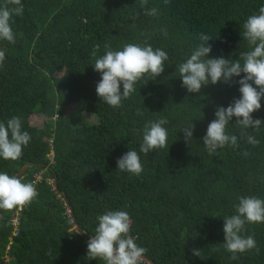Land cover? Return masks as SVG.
I'll return each instance as SVG.
<instances>
[{"label": "trees", "instance_id": "16d2710c", "mask_svg": "<svg viewBox=\"0 0 264 264\" xmlns=\"http://www.w3.org/2000/svg\"><path fill=\"white\" fill-rule=\"evenodd\" d=\"M21 3L22 15L12 17L15 43L0 40L6 49L0 122L19 117L31 140L18 160L0 158V172L17 175L31 163L23 181L41 172L44 179L18 227L12 224L18 206L0 209V264H105L87 257V241L97 217L115 210L129 213L130 235L149 260L142 264H264V223L246 224L242 233L254 236L259 254L254 249L233 260L223 247V219L236 214L239 198L264 199V124L245 130L233 117L227 132L237 136L239 147L212 155L202 139L216 108L240 97L243 74L188 93L176 67L201 43L200 34L212 38L209 58L239 59L252 48L243 24L264 0H147L143 7L141 0ZM153 7L157 15H146ZM127 43L160 48L171 62L154 80L146 75L138 81L136 91L113 108L96 93L101 74L91 53L96 45L98 57L105 45L121 50ZM252 116L264 123V98ZM32 117L43 118L42 126L32 125ZM161 118L168 120V147L145 155L143 127ZM190 124L193 137L186 143L181 131ZM242 131L259 143L248 144ZM129 150L140 155L139 176L117 169Z\"/></svg>", "mask_w": 264, "mask_h": 264}, {"label": "clouds", "instance_id": "9594fccd", "mask_svg": "<svg viewBox=\"0 0 264 264\" xmlns=\"http://www.w3.org/2000/svg\"><path fill=\"white\" fill-rule=\"evenodd\" d=\"M167 3L168 0H165ZM147 0H141L145 6ZM157 8L145 12L156 16ZM21 0H4L0 6V40L15 43V33L12 28V17L22 15ZM243 37L252 48L241 53L236 60L221 57L209 58L212 47L208 35L200 34L201 43L192 51L189 58L177 67L182 80V86L188 93H200L209 83L216 85L223 82L230 84L234 77L239 79L240 97L234 99L225 107H217L215 119L202 138L203 145L210 155L225 146L239 147L237 136L227 132V126L233 117L241 129L259 130L264 123L253 119L252 114L261 109V99L264 98V6L258 14L249 16L243 24ZM167 33L165 32V35ZM100 46L96 45L91 55L95 57L94 70L101 74L96 85L98 97L107 105L118 108L124 99H128L135 91V84L146 75L154 80L165 71V62L170 61L167 52L160 48L154 49L147 43H127L121 50H112L105 45L103 55L97 57ZM6 49H0V66L5 59ZM243 61V63H241ZM149 80V81H150ZM121 85L123 91L121 92ZM255 85V86H253ZM167 119L149 121L143 127V142L140 152L147 155L158 148L168 147V130L164 127ZM185 142H191L194 125L182 129ZM241 138L250 145L259 141L245 131ZM31 136L22 130L19 117L13 116L6 123L0 122V158L3 160H18L23 155V149L30 142ZM248 153L246 152L245 155ZM117 169L139 176L143 172L140 155L135 150L127 151L117 160ZM33 183H26L17 175L0 172V209L11 210L17 206L30 203L37 196ZM236 214L224 217L223 232L225 242L223 247L232 253L231 259L236 260L237 254L256 250V241L252 235H242L246 224L264 223V199L256 196H242L235 206ZM98 226L95 234L87 241V257L100 259L105 264H142L146 249L136 243V238L130 235L131 219L129 213L123 210L107 211L97 217ZM83 234V233H81ZM194 256L201 257L202 251L193 249Z\"/></svg>", "mask_w": 264, "mask_h": 264}, {"label": "built area", "instance_id": "2783aa9c", "mask_svg": "<svg viewBox=\"0 0 264 264\" xmlns=\"http://www.w3.org/2000/svg\"><path fill=\"white\" fill-rule=\"evenodd\" d=\"M43 174H44V172L34 174V176L32 177V179H31V181H30V183H33V184L35 185L36 190H37L38 185L41 184L42 180L44 179ZM51 185H53L54 188L56 189L54 183L51 184ZM37 193H38V190H37ZM37 195H38V194H37ZM35 198H36V197H35ZM34 200H35V199H33L32 201H34ZM32 201H31V202H32ZM31 202H30V203H31ZM30 203L25 204V205H22V206H18V207H17V210L15 211V214H14V216H13V223H12L13 226L18 227V226L20 225V215H21V212H22V211H23V210H24V209H25ZM69 213H70V211H69ZM70 214H71V213H70ZM70 223L73 224V221H70ZM74 226H75V225H74ZM142 262H146V259L144 258V260H143Z\"/></svg>", "mask_w": 264, "mask_h": 264}, {"label": "rangeland", "instance_id": "374dc122", "mask_svg": "<svg viewBox=\"0 0 264 264\" xmlns=\"http://www.w3.org/2000/svg\"><path fill=\"white\" fill-rule=\"evenodd\" d=\"M74 111V109H67L66 110V112L68 113V114H77V109H75V112H73ZM73 114V115H74ZM84 115L82 114V117H83ZM84 119L86 118V119H89V120H91V116H84L83 117ZM93 121H95V119L93 120ZM30 123L32 124V125H34V126H42V124H43V118H41V117H32L31 118V120H30Z\"/></svg>", "mask_w": 264, "mask_h": 264}, {"label": "water", "instance_id": "95a60500", "mask_svg": "<svg viewBox=\"0 0 264 264\" xmlns=\"http://www.w3.org/2000/svg\"><path fill=\"white\" fill-rule=\"evenodd\" d=\"M30 166H31V163H27V165L21 169V171L17 174V176L23 177V175L29 170ZM55 187L57 188V183L56 182H55ZM69 211H70V213H72V208L71 207L69 208ZM77 228L80 229L79 225H77ZM91 237H92V235L90 236V238ZM145 259L148 260V258L146 256H145Z\"/></svg>", "mask_w": 264, "mask_h": 264}]
</instances>
